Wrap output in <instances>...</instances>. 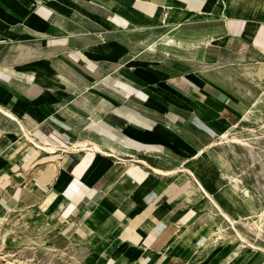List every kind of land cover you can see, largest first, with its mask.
Listing matches in <instances>:
<instances>
[{"label": "crops", "instance_id": "1", "mask_svg": "<svg viewBox=\"0 0 264 264\" xmlns=\"http://www.w3.org/2000/svg\"><path fill=\"white\" fill-rule=\"evenodd\" d=\"M260 61L264 0H0V223L182 264L180 160L240 116L209 68Z\"/></svg>", "mask_w": 264, "mask_h": 264}, {"label": "rangeland", "instance_id": "2", "mask_svg": "<svg viewBox=\"0 0 264 264\" xmlns=\"http://www.w3.org/2000/svg\"><path fill=\"white\" fill-rule=\"evenodd\" d=\"M209 70L215 88L230 95L240 115L233 123L239 124L229 131L230 143L180 160L179 174L192 178L195 191V213L182 235V264H264V62ZM193 136L197 148L217 138L200 131ZM2 217L0 264H110L38 220Z\"/></svg>", "mask_w": 264, "mask_h": 264}, {"label": "bare ground", "instance_id": "3", "mask_svg": "<svg viewBox=\"0 0 264 264\" xmlns=\"http://www.w3.org/2000/svg\"><path fill=\"white\" fill-rule=\"evenodd\" d=\"M261 62V61H260ZM260 68V67H259ZM259 70V69H258ZM260 78V77H259ZM250 110V108H246L244 111H243V114H242V117H245L246 113ZM239 124V122L237 123H234L228 127H225L223 128L222 130L218 131V132H215L216 135H217V138H214L213 137V140L210 141V143H208L207 145H204L202 144L200 148H197L196 151L194 152V156L193 157H196V156H200L203 154L204 151H207V152H214L215 151V148L218 146V145H226L228 143L231 142V137L229 135V131L231 128H234V127H237ZM234 138V137H232ZM233 140V139H232ZM239 140V139H238ZM234 141H237L236 139H234ZM220 148V147H219ZM232 149V148H231ZM250 150V149H249ZM248 151V148L247 150ZM251 151V150H250ZM222 153V152H221ZM224 155V154H223ZM191 156V155H190ZM188 156V157H190ZM186 157V158H188ZM232 223V222H231ZM240 236V235H239ZM5 238L4 235L0 236V247L2 246V241L3 239ZM242 239V238H241ZM240 239V240H241ZM246 241V240H245Z\"/></svg>", "mask_w": 264, "mask_h": 264}]
</instances>
